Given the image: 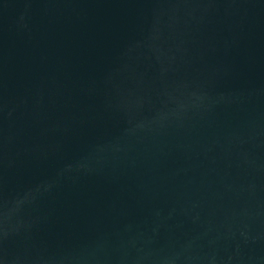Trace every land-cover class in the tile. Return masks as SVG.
I'll return each instance as SVG.
<instances>
[{
  "label": "water",
  "instance_id": "95a60500",
  "mask_svg": "<svg viewBox=\"0 0 264 264\" xmlns=\"http://www.w3.org/2000/svg\"><path fill=\"white\" fill-rule=\"evenodd\" d=\"M0 264H264V0H0Z\"/></svg>",
  "mask_w": 264,
  "mask_h": 264
}]
</instances>
